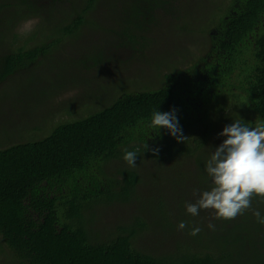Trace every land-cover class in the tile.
Listing matches in <instances>:
<instances>
[{
	"label": "trees",
	"instance_id": "trees-1",
	"mask_svg": "<svg viewBox=\"0 0 264 264\" xmlns=\"http://www.w3.org/2000/svg\"><path fill=\"white\" fill-rule=\"evenodd\" d=\"M82 1L0 0V83L52 56L85 26L102 27L94 16L104 0ZM128 2L126 15L118 9L106 31L114 43L132 47L131 58L142 59L160 11L181 18V3ZM220 12L204 51L165 74L160 87L123 90L44 137L0 148V264H264V225L253 215L264 216L258 195L235 219H215L214 210L204 209L193 216L185 206L211 186L205 165L221 144L214 109L240 110L250 126L264 122V0H230ZM34 17L35 29L20 35V24ZM51 17L55 24L40 30ZM173 108L185 142L164 127H148L155 110ZM42 122L35 127L45 130ZM125 150L138 153L135 167L124 160ZM166 162L184 173L173 177L175 185L167 177L158 187L155 171ZM177 191L180 199L171 202ZM193 227L198 235L189 234Z\"/></svg>",
	"mask_w": 264,
	"mask_h": 264
},
{
	"label": "rangeland",
	"instance_id": "rangeland-1",
	"mask_svg": "<svg viewBox=\"0 0 264 264\" xmlns=\"http://www.w3.org/2000/svg\"><path fill=\"white\" fill-rule=\"evenodd\" d=\"M128 1L104 0L97 6L98 14L94 16L98 19L97 24H102V27L85 26L82 33L80 31L65 41V44L58 45L52 56L34 68L16 73L0 83V148L32 137H44L59 122L89 115L92 110L112 102L123 90L160 87L164 83L165 74L190 65L189 60L198 58L204 51L208 29L210 32L213 30L220 10L222 13L230 0H173L178 6L181 3L182 17L177 18L178 15L160 11L163 15L161 21L146 33L152 42L142 59H135L136 56L131 58L132 47L114 43L111 41L113 32L106 31L111 21L118 16V9L122 15H126L124 8H128ZM82 3L80 0V5ZM94 18L89 23H93ZM31 19L38 20L35 17ZM124 19L130 22L132 16H125ZM54 24L51 17L46 26L39 28L41 30L43 27L45 31L46 27ZM35 27L36 24L33 30ZM98 56L105 57L99 66L93 64ZM108 57H111V63L106 61ZM86 62L90 65L81 67ZM228 104L227 107H231L232 104ZM228 112H221L220 108L212 112L211 118L220 121L217 130L220 143L225 137L218 133L225 125L234 120L243 123L244 116L240 110L230 109ZM45 120V130L35 127ZM28 130L32 132L30 136ZM143 169L146 172L145 166ZM155 173L160 174L155 180L159 187L166 182L164 180L167 177L175 185L173 177L184 171L178 165L175 168L172 163L166 162ZM177 199H180L178 191L170 197L171 202Z\"/></svg>",
	"mask_w": 264,
	"mask_h": 264
},
{
	"label": "clouds",
	"instance_id": "clouds-1",
	"mask_svg": "<svg viewBox=\"0 0 264 264\" xmlns=\"http://www.w3.org/2000/svg\"><path fill=\"white\" fill-rule=\"evenodd\" d=\"M37 23L35 19L22 22L18 28L19 34L30 33ZM148 127L153 130L164 127L178 142H185L188 138L179 125L175 108L167 112L155 110ZM218 135L225 139L212 151L205 165L211 186L200 192L194 203H186L185 206L193 216L204 209L214 210L215 219H235L252 207L254 194L264 200V122L250 126L234 120L225 125ZM152 151L155 153L158 149ZM137 155L136 151L125 150L123 158L131 167H135ZM253 215L258 223L264 225V216H261L259 210H254ZM186 227L184 221L178 224L181 230ZM208 227L215 230L212 223ZM200 231L199 227H193L189 234L195 236Z\"/></svg>",
	"mask_w": 264,
	"mask_h": 264
}]
</instances>
